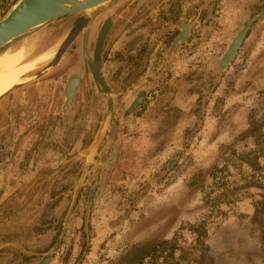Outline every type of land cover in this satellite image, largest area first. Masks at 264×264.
I'll return each instance as SVG.
<instances>
[{
  "label": "rangeland",
  "instance_id": "obj_1",
  "mask_svg": "<svg viewBox=\"0 0 264 264\" xmlns=\"http://www.w3.org/2000/svg\"><path fill=\"white\" fill-rule=\"evenodd\" d=\"M17 1L0 0V19ZM129 7L102 53L110 94L89 74L63 108L65 78L56 92L40 74L28 77L51 60L63 34L44 36L62 17L0 49V69L21 81L0 94V264H39L49 250L48 264H264L251 220L264 191L244 184L252 171L237 159L253 146L244 136L251 113L261 114L264 0ZM145 26L132 69L126 44ZM223 180L237 183L231 203L217 188Z\"/></svg>",
  "mask_w": 264,
  "mask_h": 264
},
{
  "label": "water",
  "instance_id": "obj_2",
  "mask_svg": "<svg viewBox=\"0 0 264 264\" xmlns=\"http://www.w3.org/2000/svg\"><path fill=\"white\" fill-rule=\"evenodd\" d=\"M109 1L111 0H18L12 6V8L0 19V48L10 43L11 41H16L61 17L78 11H85L86 14H89L98 6L106 4ZM86 20L87 17L76 20L69 32L61 37L59 41V44L61 43L59 49L57 50L55 58L51 61L48 68L53 67L58 63L59 59L61 58L69 44L84 26ZM110 24V18H108L103 23L97 35L93 50V59L90 62V70L96 86L99 91L106 94H110L111 90L106 86L100 74L99 60L101 55V48ZM186 30L187 27H183V31L177 37L176 42H179L184 38ZM246 30L247 26L234 39L231 46L228 48L221 60L222 65L228 64L231 58L234 56L235 52L238 49V46L245 36ZM73 86L74 83H71L68 86L67 100H70ZM141 99L142 95L140 94L134 101L132 108L136 107ZM51 252V250L46 252L40 260L39 264H48Z\"/></svg>",
  "mask_w": 264,
  "mask_h": 264
},
{
  "label": "flooded vegetation",
  "instance_id": "obj_3",
  "mask_svg": "<svg viewBox=\"0 0 264 264\" xmlns=\"http://www.w3.org/2000/svg\"><path fill=\"white\" fill-rule=\"evenodd\" d=\"M135 1L136 0H111L106 4L98 6L90 14H86L85 11H78V12L72 13L71 15L69 14V15L62 17L61 20L59 19L60 22H57L56 24H54L53 26H51L49 28L50 30L44 36V40L49 42L52 39L57 38L61 34L64 35V34L68 33L69 30L73 27V24L76 20H80L81 18L87 17V20H86L84 26L78 32V34L72 40V42L69 44V46L67 47V49L65 50V52L63 53L61 58L59 59L58 63L56 65H54L53 68H51V69L48 68L51 61L55 58V55H56L57 50L59 49V46L61 43L60 44L58 43V46H56L51 60L46 65H44V67L42 69H37L36 71L28 74V77L31 79L36 74H40V76L38 78L43 79V81H45V82H51L52 84H54L56 92L59 91L58 84L60 85L62 83V79L65 78V81L62 83L63 84L62 85L63 86L62 91H63V95H64V97H63L64 99L62 101V106H63V108H67V107L71 106V104L73 103V100L75 98V94L78 92V90L83 85V81H84L86 75L89 76V74H90V76L93 79V76H92V73L90 70V62L93 59L92 56H93L95 41H96L97 35H98L103 23L108 18H110L111 24L109 26L105 40L103 42V45L101 48L100 60H99V71H100L101 76H103L101 73V71H102V68H101L102 53H103L105 45H106L107 37L109 36L110 32L114 28V24L117 20L116 17H118L121 12L123 13V12L127 11V9L130 8L129 6L132 5L133 2H135ZM133 27L134 26H132V28ZM146 29L148 30V27L145 26L143 29L135 30V32H133L129 36V40L126 44V49H127V52L129 53L128 61H129L130 68H132V69L135 66L134 60L132 59V56H135L137 54L136 51L141 50V47L139 45L142 43L143 33L145 32ZM129 31H130V29L128 30V32ZM182 31H183V29L180 31L177 30L174 37L172 38V41H171L172 43L178 44L181 41L180 40L179 42H176L177 37L180 35V33ZM147 35H149V32H147ZM186 35H187V30H186L185 36ZM28 36H30V35H28ZM28 36H24V37L18 39V42L23 40L24 38H27ZM75 41H76L77 46H78L76 49V54H75L76 57L74 59H70L62 69L58 70L57 66L60 65V63L64 57V54H66V52L72 47V45L75 43ZM136 45H138L139 47L136 48ZM89 48H90V52H89ZM135 52H136V54H135ZM68 72H69V74H68ZM93 82H94V84H96L94 79H93ZM71 83H74L73 91H72V95L70 97V100H67V89ZM106 86H107V84H106Z\"/></svg>",
  "mask_w": 264,
  "mask_h": 264
},
{
  "label": "trees",
  "instance_id": "obj_4",
  "mask_svg": "<svg viewBox=\"0 0 264 264\" xmlns=\"http://www.w3.org/2000/svg\"><path fill=\"white\" fill-rule=\"evenodd\" d=\"M260 109H261V114L259 119L254 118L253 114L251 113V116L249 117L250 118L249 128L244 133L245 137L252 139L253 146L247 151H243L240 154H238L237 159L242 164L250 168V170L252 171V173L243 176L242 181L244 182V184H246L247 186H254L256 188H260L264 191V183L262 181V178L264 177L263 175L264 174V95L261 98ZM221 170L222 169L219 167L216 166L213 167L211 171V177L213 180L216 179L218 171ZM228 183H229L228 180H223L221 182L222 185H219V187L217 188H221L222 191L224 189L226 190L228 194H225L223 197L226 199L227 203H231V201H233L234 198L236 197V191L238 188H236L237 185L236 182L231 181V183H233L234 185L233 188L232 187L228 188L229 187ZM212 192L214 193V190L211 191V193ZM260 198L261 199L255 200L253 202L254 210L251 220L258 229L260 243L264 252V192L260 194ZM214 205L215 202H213V206ZM203 233L205 234V231ZM157 247H158L157 244H154L153 246L150 247L143 246L135 252L133 258L131 259L133 260L137 256H140L141 258L143 255H148L150 252H156ZM263 260H264V256H263Z\"/></svg>",
  "mask_w": 264,
  "mask_h": 264
},
{
  "label": "bare ground",
  "instance_id": "obj_5",
  "mask_svg": "<svg viewBox=\"0 0 264 264\" xmlns=\"http://www.w3.org/2000/svg\"><path fill=\"white\" fill-rule=\"evenodd\" d=\"M20 82H18L17 77L11 76L10 72L0 69V94L8 91Z\"/></svg>",
  "mask_w": 264,
  "mask_h": 264
}]
</instances>
